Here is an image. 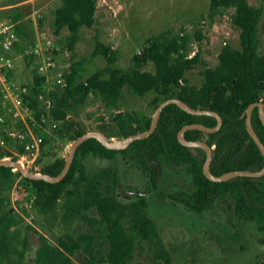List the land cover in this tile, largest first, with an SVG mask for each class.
Returning <instances> with one entry per match:
<instances>
[{
  "label": "trees",
  "instance_id": "1",
  "mask_svg": "<svg viewBox=\"0 0 264 264\" xmlns=\"http://www.w3.org/2000/svg\"><path fill=\"white\" fill-rule=\"evenodd\" d=\"M228 7L233 8L232 22L240 28V49L223 45L218 54V64L203 70V81L199 86L189 83L185 72L200 61L198 52L193 55L188 53L192 38L202 39L200 31L192 35L184 30L179 33L164 30L153 35L148 38L141 53L133 55L135 67L132 69L117 67L115 52L97 40L91 56L102 55L106 59V66L80 82L78 79L84 59L72 60L64 70L65 83L61 88L55 86L48 91L51 106L46 112L41 108V100L38 98L41 92H45V76L37 73L33 75L31 84H26L28 93L25 96L33 118L41 124H44L45 115L53 123L61 121L57 136H69L72 140L86 130L67 118L68 112L83 102L91 90L96 91L109 107L118 104L125 85L139 96L154 91L152 101L155 106L166 98L178 97L192 107L209 108L222 116L221 127L215 132L207 133L206 138L209 145L215 144L210 162V169L214 174L233 169H259L264 157L246 129L245 109L251 102L261 101L264 104V53L258 52L256 32L263 7L252 5L247 0H210V15ZM96 9L97 0H61L54 9L55 31L66 27L71 33L69 49H73L79 29L95 23ZM3 15V19L16 22L18 38L27 36L20 21L21 11L14 10ZM14 46H18L17 41ZM147 61L154 64V71L140 69L142 63ZM32 121L29 119L31 125ZM192 122L213 126L216 119L211 115L191 114L171 103L161 111L153 133L132 141L125 149L106 148L95 138H88L77 147L66 175L54 183L30 179L12 167L0 165V264H74L73 256L78 253L83 255L82 261L85 264H128L133 260L136 245L141 241L148 245L150 262L136 261L133 264H174L155 221L148 215L145 196L136 195L129 202L120 201L116 197L119 188L115 173L108 168L86 171L79 160V157L88 153L112 157L116 152L131 148L139 154L141 162L147 168L149 159L160 162L161 157L186 167L192 175L194 188L190 193L181 192L172 196L193 209L204 210L218 196L230 194L234 198L236 216L254 221L264 244V175L238 176L225 181L208 179L202 172L204 150L195 148L201 154L193 153L191 148L177 140L179 128ZM149 123L148 119L137 129L125 132V136L147 129ZM251 123L264 144V126L256 106L252 111ZM23 132L24 139L16 138L20 154L25 151L24 142L27 139L25 128ZM204 133L206 132L198 129H189L185 132V137L202 139ZM2 134L6 141L10 139L5 131ZM44 142L43 137L41 145ZM63 164V157L56 158L41 171L54 175L61 170ZM149 172L151 186L155 187L154 165ZM17 176L31 193L39 212L45 215L55 213L59 205L63 220H86L91 230L77 234L65 232L57 236L54 242L42 235L33 263L25 261L28 242L24 238L23 248L18 251L16 260L7 261L11 250L8 232L18 220L10 208L4 209L9 198L8 195L1 194V191L9 190Z\"/></svg>",
  "mask_w": 264,
  "mask_h": 264
},
{
  "label": "rangeland",
  "instance_id": "2",
  "mask_svg": "<svg viewBox=\"0 0 264 264\" xmlns=\"http://www.w3.org/2000/svg\"><path fill=\"white\" fill-rule=\"evenodd\" d=\"M247 1L263 7L256 32L258 52L264 53V0ZM60 3L61 0H0V19L7 12L21 11L20 21L27 33V36L18 39V46L8 52L14 63L11 79L17 84H31L39 59L31 53V49L37 40L42 41V35L51 41L58 72L64 71L72 60L84 59L78 79L80 82L107 64L102 55L91 56L97 40L115 52L117 67L132 69L135 67L133 55L140 54L148 38L153 35L164 30L172 33L184 30L192 35L200 31L202 39L193 37L188 48L189 55L199 53L200 61L185 72L189 83L196 86L203 81V70L218 64V54L223 45L240 49V28L231 19L233 8H221L210 15V0H97L95 23L90 27L82 26L73 49H69L70 31L64 27L56 32L53 26V12ZM140 69L154 71V64L151 61L144 62ZM54 77L55 70L48 72V78L43 83L45 92L47 88L51 90L55 86L61 88L62 85L54 83ZM154 96V91L139 96L125 85L118 104L109 107L96 91L91 90L83 102L68 112L67 118L86 131L95 129L103 131L109 138L124 137L125 132L137 129L148 119L150 121L156 108L152 101ZM41 108L46 110L43 100ZM6 115L5 132L7 135V132H13L14 135H9L5 146H0V158L15 157L27 168L41 171L56 158L67 155L71 139L69 136L59 137L56 133L62 125L61 121L54 124L45 115L44 124H41L31 113L32 125L29 120L28 124L45 138V142L35 155L27 151L20 154L16 138L17 134L24 131L25 124L14 120L9 113ZM206 138L207 133H204L202 139ZM132 150L129 149L130 154ZM195 153L201 154L196 150ZM113 156L100 157L88 153L79 157V160L86 171L112 169L124 189L139 193L146 190L148 215L155 221L174 264H264L262 234L254 221L236 216L234 198L230 194L218 196L211 206L199 211L172 196L175 193H190L194 188L192 175L186 167L161 157L157 186L152 187L150 172L141 169L136 160L120 152ZM123 193L116 191L120 201L129 202L133 199ZM1 194L9 198L4 209L10 208L18 220L8 232L11 248L7 259L9 262L16 260L18 251L23 248L24 238L28 242L25 261L33 263L42 235L54 242L57 236L65 232L77 234L91 230L86 220H63L59 205L55 213L45 215L39 212L31 193L18 176L10 189L2 190ZM82 258L81 253L73 256L74 264H85ZM150 258L147 243L141 241L136 245L133 260L128 264L136 261L149 263Z\"/></svg>",
  "mask_w": 264,
  "mask_h": 264
},
{
  "label": "water",
  "instance_id": "3",
  "mask_svg": "<svg viewBox=\"0 0 264 264\" xmlns=\"http://www.w3.org/2000/svg\"><path fill=\"white\" fill-rule=\"evenodd\" d=\"M171 103L176 104L181 109L191 114L211 115L215 117L216 119V122L213 126H208L201 122H192V123L184 124L179 128L176 134L178 142L191 148L193 153H195V148H201L204 150L205 157L202 162V172L208 179L212 181H225V180L232 179L238 176L258 177V176L264 175V162L259 169H233V170L225 171L220 174H214L210 169V162L212 159V149H213L212 146H210L207 143V141H205L204 139L186 138L185 132L189 129H198L206 133L215 132L222 125V121H223L222 116L217 111L209 109V108H203L200 106L196 108L192 107L188 103H186L184 100L178 97H169L159 102L153 114L151 115L148 128L143 131L130 133L124 137H117V138L110 137L109 138L103 131L94 129V130L85 131L82 134L78 135L77 137L73 138L68 146L67 155L64 157V164L61 170L57 174L53 175L48 172L33 171L27 168L26 165L22 163L21 161L10 158V157L0 158V165L12 167L13 169L18 170L24 177H27L30 179H42V180L52 182V183L58 182L68 172L73 162L77 147L82 142H84L88 138H95L106 148H110V149L126 148L132 141L136 139L146 138L150 134H152L157 126L158 118L160 116L161 111L166 105L171 104ZM255 106L257 107L259 119L264 126V104L261 101H255V102H251L250 104H248V106L245 109V125H246V129L249 135L254 140L261 154L264 157V144L259 138L256 131L254 130L252 123H251L252 111ZM150 161H154V160L150 159ZM157 169L159 171V166ZM117 186L120 189V191H123L124 193H128V194H138L139 193L137 191H131V190L124 189L120 186L119 183L117 184Z\"/></svg>",
  "mask_w": 264,
  "mask_h": 264
},
{
  "label": "built area",
  "instance_id": "4",
  "mask_svg": "<svg viewBox=\"0 0 264 264\" xmlns=\"http://www.w3.org/2000/svg\"><path fill=\"white\" fill-rule=\"evenodd\" d=\"M41 38L42 41L37 40L31 49V53L39 58L35 66L36 73L43 74L45 80H47L48 72L55 70L54 83L56 85H63L65 83L64 71L58 72L55 69L57 62L54 50L50 45L51 41L44 35ZM18 39L16 22L0 19V146H5L6 143L2 131H6V113H9L14 120L22 121L25 124L27 139L24 142V148L25 151L35 155L40 150L43 137L39 133H36L28 124V120L32 119V110L25 100L28 88L26 85L17 84L11 79L14 63L8 52L15 47L14 44ZM49 90L47 88V92H41L38 95L41 102L43 100L45 103V111H48L51 106V100L47 94ZM7 133L11 136L14 135L13 132ZM17 138L24 139V132L17 134Z\"/></svg>",
  "mask_w": 264,
  "mask_h": 264
},
{
  "label": "flooded vegetation",
  "instance_id": "5",
  "mask_svg": "<svg viewBox=\"0 0 264 264\" xmlns=\"http://www.w3.org/2000/svg\"><path fill=\"white\" fill-rule=\"evenodd\" d=\"M206 141V140H205ZM129 146V145H128ZM127 146V147H128ZM210 146H212V145H210ZM126 147V148H127ZM123 149H125V148H123ZM118 150H121V149H118ZM120 152V151H119ZM122 155H126V154H128V156H130L131 157V159H134V160H136L137 161V163L139 164V166L141 167V169H143V170H150V169H152V168H150L151 166H155V168H156V178H157V172H159L158 171V166H159V168H160V162L159 161H157V160H154V161H150V159H149V166H148V168L146 167V166H144V164L141 162V158H140V156H139V154L136 152V151H133L132 150V153L130 154V151L128 150V151H121L120 152ZM205 153V152H204ZM112 157H114V156H112ZM112 157H109V158H112ZM156 161V162H155ZM111 172H114V171H112V169H110V168H108ZM95 171V170H94ZM114 173H116V172H114ZM116 175V174H115ZM116 178H117V180H116V185L119 183V177L116 175ZM156 178H155V182H156V184H157V181H156ZM118 187V186H117ZM120 190V189H119ZM128 190V189H127ZM145 191L146 190H144V192L142 193H138V194H128V193H123V195H125V196H128V197H132V198H134V196H136V195H144L145 196Z\"/></svg>",
  "mask_w": 264,
  "mask_h": 264
}]
</instances>
